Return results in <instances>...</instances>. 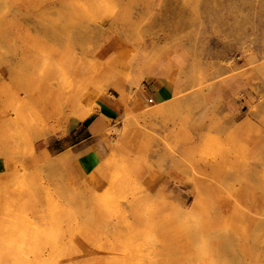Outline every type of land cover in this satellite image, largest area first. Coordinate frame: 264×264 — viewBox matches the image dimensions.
<instances>
[{"label":"rangeland","instance_id":"rangeland-1","mask_svg":"<svg viewBox=\"0 0 264 264\" xmlns=\"http://www.w3.org/2000/svg\"><path fill=\"white\" fill-rule=\"evenodd\" d=\"M56 8L61 23L43 25ZM1 20L0 90L21 106L0 104V257L207 264V237L214 264H264V0H0ZM19 59L32 97L10 75ZM155 80L167 100L148 94ZM176 95L179 112L140 116ZM90 107L115 111L105 140L132 158L100 182L99 164L82 170L72 155L70 124ZM41 120L53 131L32 151L25 131ZM42 150L64 164L39 169ZM196 185L209 205L189 214Z\"/></svg>","mask_w":264,"mask_h":264},{"label":"bare ground","instance_id":"bare-ground-1","mask_svg":"<svg viewBox=\"0 0 264 264\" xmlns=\"http://www.w3.org/2000/svg\"><path fill=\"white\" fill-rule=\"evenodd\" d=\"M63 9L56 8L53 10V12H47L41 16V20L43 25L45 24H56L61 23V16H63ZM4 21H0V25H3ZM69 27V24H65L64 28L67 30ZM4 39L0 37V47L2 46V42ZM55 60L57 63L61 64V68L63 67V60L62 56H56ZM25 61L22 59H19L18 62H16V65L12 68L10 71V75L13 79V81L20 85L27 93L28 97H32L34 95V91L36 89L35 85L33 84V77L28 72L24 71L23 65ZM60 68V69H61ZM30 71V70H29ZM72 78V77H71ZM136 86L138 83H135ZM116 87V86H115ZM118 87V86H117ZM52 89V87H51ZM74 93L75 88L73 89V95L71 94V99H74ZM148 94L153 97V94ZM6 97V98H5ZM183 96L176 95L175 98L170 99L168 101L162 102L158 101L154 103V100L150 99L149 103L152 105H145V108L140 111V116L146 120L152 121L153 119H166L169 116L172 115L174 112H179L182 109V102L181 100ZM5 101H13L14 103L17 102L19 104V100L16 99V97L13 95L12 97L7 96L5 93H3L2 90H0V104H3ZM138 100L135 103L134 108L136 106L140 105ZM20 105V104H19ZM21 106V105H20ZM98 107H90L87 110L81 112L78 114V116L71 122L70 127L75 128L79 126L81 123H83L94 111L97 110ZM133 118V114L131 112V109L128 107H125L124 113L122 115V121L124 123V127L122 128V131H126L129 126L131 125V119ZM2 131V128H0V133ZM52 129L47 127V124L44 125L43 120L40 121L37 126H31L30 129H27L25 131V137L30 140V144L32 146V151L35 149L34 144L39 140H44L50 136L52 133ZM107 131L104 132H98L99 134H106ZM109 132V131H108ZM109 134L112 135V132H109ZM131 157L122 150L120 145L112 141L109 145V152L108 154L101 160L99 166L93 171L94 174V182H100L103 179L107 178L108 174L113 171L114 169L122 168V169H129L131 164ZM64 159H53L50 152L47 150H42L40 156L34 157L33 156V163L35 166H37L39 169H44L47 171H53L55 169H59L64 163ZM28 175H13L12 179L15 183L25 182L28 180ZM78 195L83 200H89L90 194H86L87 189L83 186H80V189L78 190ZM86 191V192H85ZM111 193V192H110ZM163 205L165 207L166 204L163 201ZM209 205V191L205 188H200L198 185H196V193H195V199L187 209L189 214H192L193 212L199 210V209H205ZM82 211V208H81ZM206 224V223H205ZM205 229H209L208 226L205 225ZM204 243L206 244L205 251L208 255L209 261H207V264H214L212 262V258L217 259L220 255V249L215 246V243L213 240L204 237L203 238ZM62 256H65L67 253L66 251H63ZM25 260L23 258L19 257H9L8 255H2L0 257V264H22ZM61 263V260H56L55 264ZM40 262V261H38Z\"/></svg>","mask_w":264,"mask_h":264},{"label":"crops","instance_id":"crops-1","mask_svg":"<svg viewBox=\"0 0 264 264\" xmlns=\"http://www.w3.org/2000/svg\"><path fill=\"white\" fill-rule=\"evenodd\" d=\"M148 91L153 94V98L156 100H167L170 97L169 92H164L163 85L158 80L153 81V86ZM108 116H115V111L107 107L104 109L99 107L79 125L81 134L72 146V155L76 157L75 159L82 170H91L100 164L109 152L105 134L98 133L104 132L108 128ZM58 152L62 154L64 151Z\"/></svg>","mask_w":264,"mask_h":264}]
</instances>
